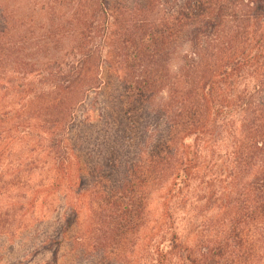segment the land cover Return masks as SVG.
Instances as JSON below:
<instances>
[{
	"label": "trees",
	"instance_id": "1",
	"mask_svg": "<svg viewBox=\"0 0 264 264\" xmlns=\"http://www.w3.org/2000/svg\"><path fill=\"white\" fill-rule=\"evenodd\" d=\"M3 197L63 202L44 264L74 224L122 264H264V0H0Z\"/></svg>",
	"mask_w": 264,
	"mask_h": 264
},
{
	"label": "rangeland",
	"instance_id": "2",
	"mask_svg": "<svg viewBox=\"0 0 264 264\" xmlns=\"http://www.w3.org/2000/svg\"><path fill=\"white\" fill-rule=\"evenodd\" d=\"M177 64L178 61H175L174 66ZM111 80H113L112 87H116L114 79L111 78ZM93 97L94 95L91 96ZM87 109L88 106L81 107L79 114L84 115ZM82 160L85 161V159ZM167 187L168 184L152 191L148 197L147 212L151 217L150 227L154 226L156 220L160 218V202ZM24 203L18 202L17 207L13 208L7 198L0 199V264H44L46 258L51 255V252L42 248V242L54 233L58 216L61 218L66 212L65 209L58 208L63 202H54L50 208L45 206L46 202H36L31 210ZM62 223L63 220L60 224L63 225ZM23 225H26L25 230L15 235L11 233V229ZM71 228L73 229L70 241L66 239L67 241H63L60 245L57 264H122L113 260L112 257L92 255L91 252L87 253L74 244L75 247L71 238L74 237L77 227L74 224Z\"/></svg>",
	"mask_w": 264,
	"mask_h": 264
}]
</instances>
